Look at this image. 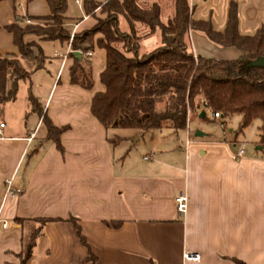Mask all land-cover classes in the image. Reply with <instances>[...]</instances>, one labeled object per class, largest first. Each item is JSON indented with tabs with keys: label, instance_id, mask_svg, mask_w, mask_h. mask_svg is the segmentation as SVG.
I'll use <instances>...</instances> for the list:
<instances>
[{
	"label": "crops",
	"instance_id": "obj_1",
	"mask_svg": "<svg viewBox=\"0 0 264 264\" xmlns=\"http://www.w3.org/2000/svg\"><path fill=\"white\" fill-rule=\"evenodd\" d=\"M70 1L66 26L72 33L90 29L95 18L86 15L84 5L85 15L80 17ZM137 2L143 8L158 3L164 23L175 15V0ZM232 2L238 4L241 34L253 35L264 27V0H189L193 17L210 20L217 31L226 29ZM50 13L47 0L0 1V55L18 52L8 25ZM125 20L120 28L129 32ZM135 30L141 37L140 54L148 53L144 47L152 51L163 44L159 29L151 33L146 24L137 22ZM187 41L196 56L232 60L245 54L236 47L217 45L198 31H190ZM52 43L56 51L52 57L44 52L45 68L32 74L27 85L18 128L2 120L0 218L10 221V227L0 233V264L18 263L17 255L44 218L56 220L43 226L26 264H93L71 217L78 220L98 264H237L235 259L264 264V147L259 140L254 152L245 150L238 159L236 133H225L220 141L189 137L182 144L161 136L145 145L142 155L124 147L117 153V147L132 138L122 136L113 143L111 129L91 111L94 95L105 90L101 82L105 50L98 46L92 50L94 86L88 90L71 83L74 55L68 44ZM38 74L40 82H48L43 98L34 89ZM30 94L54 125L67 127L61 135L62 150L47 139V128L31 107ZM7 178L20 190L18 195H5ZM181 191L189 196L184 216H179L175 202ZM112 221L121 225L109 226ZM186 253L201 258L189 261Z\"/></svg>",
	"mask_w": 264,
	"mask_h": 264
},
{
	"label": "trees",
	"instance_id": "obj_2",
	"mask_svg": "<svg viewBox=\"0 0 264 264\" xmlns=\"http://www.w3.org/2000/svg\"><path fill=\"white\" fill-rule=\"evenodd\" d=\"M2 1V0H0ZM31 1V0H30ZM51 13L29 17L35 23L23 25L21 20L7 26L13 35L17 53L0 55V122L6 105L16 100L20 83L31 81L35 72L45 68L48 57L40 43L26 41L35 35L41 41L70 42L72 31L66 26L67 0H47ZM101 7L106 18L95 17ZM86 15L96 19L90 29L74 33L71 49L74 55L70 67V80L74 85L92 89V60L87 56L95 46L106 52V67L101 73L105 90L94 95L91 104L93 115L107 128L134 129L139 137L153 129L169 128L178 135L187 130L193 120L207 119L208 112L219 113L222 119L234 114L242 116L240 130L259 121V144L264 147V27L253 35L239 31L238 4L232 2L226 29L217 31L210 20H196L189 0H175V15L167 23L161 20V6L153 3L141 7L137 0H107L99 3L85 0ZM130 24V31L120 28V17ZM146 24L153 33L160 30L163 44L151 52L140 54L141 37L135 23ZM190 31L205 34L213 43L236 47L244 51L237 59H217L194 55L187 36ZM95 36H99L95 42ZM118 44H123L119 47ZM31 107L42 117L47 128V139L63 149L61 135L67 127H57L30 94ZM204 112V117L201 113ZM222 123H226L222 120ZM113 143L117 139H110ZM54 218L39 219L21 253L19 264H26L33 255L43 226ZM82 243L88 248V260L98 264L97 257L84 237L78 220L71 217ZM119 227L120 221L107 223ZM237 264H245L235 259Z\"/></svg>",
	"mask_w": 264,
	"mask_h": 264
},
{
	"label": "rangeland",
	"instance_id": "obj_3",
	"mask_svg": "<svg viewBox=\"0 0 264 264\" xmlns=\"http://www.w3.org/2000/svg\"><path fill=\"white\" fill-rule=\"evenodd\" d=\"M147 1L148 0H140L141 3H144ZM70 3H71L69 4L70 8L73 9L74 12L79 14L80 17L85 15L83 11V5L82 6L76 5L74 3V0H71ZM95 15H96L95 17L97 18H101V19L106 18V14L102 12L101 7L95 10ZM125 21H126L125 18L121 16L120 25L122 24V26H124ZM21 22L23 25H25V24L35 23L36 21L28 17L24 19L23 21L21 20ZM95 22H96V19H95ZM28 37L33 38L32 40H28V42L35 41V42L40 43L41 41L37 36L32 35V34L27 35L26 39ZM98 37L99 36H95V42L97 41ZM149 39L152 41V39H155V36H152ZM118 46L123 47V44H118ZM42 48L44 52L50 57H52V54L56 51V45L48 41H46V43L45 42L42 43ZM142 49L145 52L151 51L150 49L149 51H147L148 49L146 50L145 47ZM44 72L45 70L42 71L41 73H44ZM40 77H41L40 74H38L35 77L34 89L43 98V94L47 88L48 82L47 80L40 82L39 81ZM28 83L30 85L29 81H22L20 83L19 93H18L16 100L6 105L5 111L2 115V120H5L9 127L18 128L20 124V113L22 112V110H25L26 108L25 101L28 96V86H27ZM222 120L226 122L225 126L222 125ZM241 122H242V116L240 114H234L229 118L222 119L221 117L215 118L211 112H208L207 119H204V120L197 119L191 122L190 124L191 133H188L187 130H183L179 132L178 135H176L175 133H173V130L166 128L161 131L159 129H153V130L148 131L145 135H143V137H139L137 135V132L134 129L119 128V129H111V134L114 137V139H117V140L122 139V136H126V135L132 138V139H128L122 142L120 146L117 147V150H116L117 153L119 149H122V147H124L125 150L131 149L132 153H137V154L142 155L146 151L145 145H148L149 143L153 142L154 140H156L157 138L161 136H167L169 138H174L176 142H180V144H182V142H186V140L189 139V137L193 138L196 141H209L212 138L220 141L224 139L225 133L227 134L236 133L237 139H238L237 141H239V143L235 148L239 150L240 148L244 147L245 150L248 152V154H250V152L252 153L255 151V143L259 140V129H258L259 121H255L250 126L243 129V131L240 130ZM197 130L201 131L205 135L202 137H197L195 135ZM137 138H140V139L137 140ZM261 153L262 155H264V150ZM40 226H41V223L38 222V228ZM27 242L28 241H26V244ZM21 253L23 254L25 253L24 249L22 252H20L17 255V258H18L17 264L20 263L21 257L19 255Z\"/></svg>",
	"mask_w": 264,
	"mask_h": 264
},
{
	"label": "built area",
	"instance_id": "obj_4",
	"mask_svg": "<svg viewBox=\"0 0 264 264\" xmlns=\"http://www.w3.org/2000/svg\"><path fill=\"white\" fill-rule=\"evenodd\" d=\"M76 3L79 5V6H82L84 5V1L85 0H75ZM73 36H74V33L72 34V37H71V40H70V43L68 44V52H72V49H71V42H72V39H73ZM94 55L93 51H88L87 53V56L89 58H92ZM55 56H60V54L56 53ZM67 55H65L64 57H66ZM214 117L215 118H220L221 115L219 113H215L214 114ZM223 126H225V123L222 124ZM5 127V123L3 122H0V139L3 138L2 135H3V129ZM189 143V141H188ZM245 153V148L242 147L238 150V153L237 155L235 156V159H238L240 157H242ZM145 160H149L150 157L149 156H145L144 157ZM4 187H5V195L6 196H16L20 193V190L19 189H16L14 188L13 186V180L12 179H9L7 178L5 181H4ZM175 202H176V209H177V212L179 214V216H184L187 211H188V206H189V196L187 194L186 191H181L175 198ZM10 227V221L6 220V219H1L0 218V233L2 232V230H6ZM185 258L186 260H189V261H198L200 260V254L198 253H186L185 254Z\"/></svg>",
	"mask_w": 264,
	"mask_h": 264
},
{
	"label": "water",
	"instance_id": "obj_5",
	"mask_svg": "<svg viewBox=\"0 0 264 264\" xmlns=\"http://www.w3.org/2000/svg\"><path fill=\"white\" fill-rule=\"evenodd\" d=\"M74 55L80 57V56H81V53L78 52V51H75V52H74ZM261 62H264V60H258V61H256V62H254L253 64H259V63H261ZM204 115H205V113L202 112V113H201V117H204ZM195 135H196L197 137H202V136H204L205 134L202 133L201 131L197 130L196 133H195Z\"/></svg>",
	"mask_w": 264,
	"mask_h": 264
}]
</instances>
